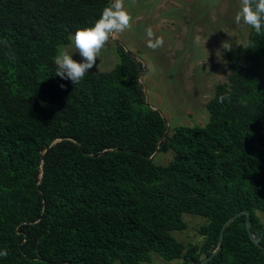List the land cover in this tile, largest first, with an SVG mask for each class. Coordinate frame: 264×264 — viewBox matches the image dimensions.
Instances as JSON below:
<instances>
[{"label": "trees", "instance_id": "obj_1", "mask_svg": "<svg viewBox=\"0 0 264 264\" xmlns=\"http://www.w3.org/2000/svg\"><path fill=\"white\" fill-rule=\"evenodd\" d=\"M110 4L0 0V264H140L151 252L196 264L239 211L257 244L241 214L204 264H264V34L250 27L245 46L224 48L209 121L163 137L142 63L120 44L113 68L78 85L55 75L59 45ZM168 150L165 165L150 157ZM184 213L206 219L200 243L172 235Z\"/></svg>", "mask_w": 264, "mask_h": 264}, {"label": "rangeland", "instance_id": "obj_2", "mask_svg": "<svg viewBox=\"0 0 264 264\" xmlns=\"http://www.w3.org/2000/svg\"><path fill=\"white\" fill-rule=\"evenodd\" d=\"M113 2V0H112ZM125 10L132 17L131 28L110 38L89 72L109 70L119 62L117 41L128 53L143 63L141 84L150 106L161 112L169 132L176 126H203L209 121L206 103L213 96L215 86L226 82L229 70L224 48L245 46L250 26L235 23L241 0H123ZM153 37H161L163 46L149 48L147 30ZM70 43L59 45L80 62L72 36ZM199 38V41H197ZM116 39V40H113ZM173 152H155L156 164L165 165ZM264 222V213L256 211ZM185 227L172 230L176 240L184 245L200 243L199 227L206 219L196 214H183ZM150 262L140 264H183L180 258L166 260L150 253ZM112 264H122L115 260Z\"/></svg>", "mask_w": 264, "mask_h": 264}, {"label": "clouds", "instance_id": "obj_3", "mask_svg": "<svg viewBox=\"0 0 264 264\" xmlns=\"http://www.w3.org/2000/svg\"><path fill=\"white\" fill-rule=\"evenodd\" d=\"M132 17L125 10L123 0H113L106 6L102 13L91 27L78 29L72 36V43L76 49V53L81 57L78 62L73 59V55L68 52L61 51L54 57L56 65V76L63 80H70L74 85H78L84 80L86 74L94 66L102 49L110 38H115L117 33H122L131 28ZM250 26L256 34H264V0H241L240 10L235 16V23ZM153 32L149 28L147 30L148 47L156 50L163 46V39L153 37ZM199 41V38H197ZM227 49H230L228 47ZM61 88L65 85L61 84ZM226 99L225 96L220 97V102ZM7 250H0V257H7Z\"/></svg>", "mask_w": 264, "mask_h": 264}, {"label": "water", "instance_id": "obj_4", "mask_svg": "<svg viewBox=\"0 0 264 264\" xmlns=\"http://www.w3.org/2000/svg\"><path fill=\"white\" fill-rule=\"evenodd\" d=\"M111 3H112V0H111ZM113 40H116V39H113ZM122 47H123V49L126 51V52H128L127 51V47L123 44V43H121L120 41H117ZM134 59H136V60H139L140 61V59L138 58V57H136V56H134L133 57ZM142 63V62H141ZM143 63H142V68H143ZM140 74H141V72L139 73V75H138V83L143 87V91H144V93L146 92V89L144 88V86L141 84V81H140ZM145 102H146V104L150 107V108H152V109H155L156 110V108H154V107H152V106H150L149 105V103H148V100H147V98L145 97ZM160 114H161V112H160ZM161 116H162V118L164 119V117H163V115L161 114ZM165 120V119H164ZM165 124H166V131H165V133L163 134V137H165L168 133H169V127H168V124H167V122H166V120H165ZM61 139H63V137H58V138H56V139H53L47 146H46V148L44 149V152L48 149V148H50L51 146H53L55 143H57L58 141H60ZM153 155H151L150 157H152ZM41 171H42V168H41ZM241 214H245L246 215V221H245V226H246V228H247V232H248V235H249V237H250V239L254 242V243H256L257 244V241H256V239H255V236H254V234L251 232V230L249 229V215H248V212L247 211H239V212H236L235 214H233L232 216H230L229 218H227L224 222H223V224H222V226H221V228H220V233H219V239H218V244H217V247L209 254V255H207V256H205V257H203L198 263H196V264H204V263H206L207 261H209L212 257H213V255L215 254V253H217V251L220 249V247H221V242H222V237H223V231H224V229H225V227L227 226V225H229L236 217H238L239 215H241Z\"/></svg>", "mask_w": 264, "mask_h": 264}]
</instances>
